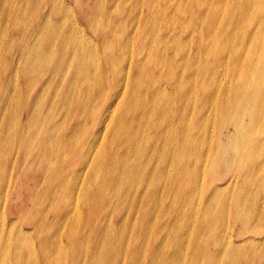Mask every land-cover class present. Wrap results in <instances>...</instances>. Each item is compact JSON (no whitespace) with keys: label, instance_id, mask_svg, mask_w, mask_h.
Returning <instances> with one entry per match:
<instances>
[{"label":"bare ground","instance_id":"6f19581e","mask_svg":"<svg viewBox=\"0 0 264 264\" xmlns=\"http://www.w3.org/2000/svg\"><path fill=\"white\" fill-rule=\"evenodd\" d=\"M216 1L99 0L94 18L91 10L84 14L80 0H18L0 36V112L25 103L24 118L17 111L10 117L24 125L21 149L35 156L8 160L0 176L8 170L17 180L25 170L39 178L52 173L45 188L33 186L48 194L36 199L34 216L41 223L51 210L61 217L44 236L41 223H34L41 251L38 256L21 240L15 253L20 264H86L87 250L91 264H143L148 252L149 264H168L161 258L166 250L175 263L172 228L162 227L163 239L151 242L152 211L164 207H157L161 192L174 193L168 213L160 214L184 224L180 235L191 233L197 263L264 264V0ZM225 71L233 83L224 96L215 81ZM213 106L221 108L218 128V117L209 116ZM7 123L0 119V137ZM229 147L246 160L240 184L223 175L235 163ZM205 158L215 167L201 191L195 172L203 171ZM240 185L237 193L245 195L234 197L235 210L226 212L227 191ZM191 186L197 199L189 196ZM251 191L257 199L249 203ZM6 192L10 183H1L0 209ZM223 217L234 227L221 231Z\"/></svg>","mask_w":264,"mask_h":264},{"label":"rangeland","instance_id":"374dc122","mask_svg":"<svg viewBox=\"0 0 264 264\" xmlns=\"http://www.w3.org/2000/svg\"><path fill=\"white\" fill-rule=\"evenodd\" d=\"M82 4H79L82 9L86 8L83 12L84 14H86L87 12H89L91 10V12H89V14L94 17L97 18V11L95 9L94 3L95 5L98 4L99 0H80ZM33 4V3H32ZM217 1L214 0L212 5H216ZM72 5V9H77L78 5L75 2H71ZM115 5L111 8L114 9ZM37 6L33 4V11H36ZM18 10V0H7L6 3L4 4V6L0 9V36H2L4 34V29H2L4 27V25L6 24V19L8 17V15L12 12ZM39 11V9H38ZM174 11V10H173ZM82 12V13H83ZM144 14L147 12V10L144 9ZM15 14H17V12L15 11ZM13 15L14 12L12 13V19H13ZM32 15L31 12L28 13V16ZM60 19L65 18V14L64 13H60L58 14ZM146 16H144L145 19ZM210 18V16H209ZM33 18L29 19V22H31ZM131 23V22H130ZM129 23V24H130ZM204 30V29H203ZM7 36H9V34H7ZM208 36V33H207ZM238 42L236 41L235 43H233L232 45L234 46H238ZM6 49H3L2 52H4ZM6 52V51H5ZM226 56H229V53L226 54ZM229 66L232 67L233 63H229ZM226 73L224 74L223 72L219 73V76L216 77V86L219 89V93L221 95L225 96V92L226 89L225 87L232 82L230 76L228 75L229 71H225ZM104 75L108 76L109 73L107 71L104 70ZM110 77V76H109ZM109 77H106L105 80L108 83H111V81L109 80ZM123 84V83H122ZM18 86L21 89L20 86V81H18ZM201 88V87H200ZM145 90V89H144ZM169 91H171L169 89ZM142 94V91H141ZM16 98L19 99V94H16ZM98 99V97H97ZM25 103L23 102H18L15 106H12L9 108V113H3L0 112V119L3 118V120L7 121V127L4 129L2 137H0V168L3 167L8 160L9 161H17L18 159H22V157H24V155H27L28 162H30L33 156H30L26 153L23 152V150L21 149V143H22V139L24 137V133L25 131L23 130L24 125L20 123L19 119H13L10 117V114L12 111L19 113L21 119L24 118L23 117V113H24V108ZM219 110H221V108L219 107H211V110H209V116L210 117H215L217 116V121L215 122V127L217 125L216 128L219 127V122H220V115L221 113L219 112ZM152 110L148 109L146 110L147 113H150ZM18 118V117H17ZM244 120H247L246 118ZM146 121V120H144ZM230 131L232 130V132H235L236 129L230 127ZM89 129H91V126H89ZM24 131V133H23ZM226 135V134H225ZM146 136V134H145ZM203 146H204V154L207 157L208 156V152L210 149V141L209 139H207L206 141L202 142ZM213 148H216V144H213ZM229 150V154L232 155V157L235 161V163H232L230 165V171L227 172V174H223L224 177L226 178V180H233V183H235L236 181L238 182V184L241 183V177H242V172H245V166L240 168V163H246L245 158L244 159H240L241 157V152L240 151H234L232 150V147L228 148ZM200 151V144L198 145V149L197 152H195L193 154V159L198 158V153ZM11 159H9L7 157V153H11ZM15 152H18L20 155H16ZM207 158H205L202 162V167H203V171L201 170V168L199 167L198 170L195 172V178L199 181V183L201 184L200 188L201 191L204 190V187H202V183L205 182V180L207 178H210L212 175V170L211 168L215 167L213 165V161L209 160L206 161ZM9 163V162H8ZM1 170V169H0ZM20 170V167L19 169ZM37 173H35L34 171L31 170H25L23 172V177H19V179H16V175L11 173L10 170H8V172L3 175L0 176V184H5V183H10V192H6L4 194H2V198H1V203H2V208L0 209V233H1V237H2V242L0 243V256L4 261V264H20L18 260H16V256L15 253L17 252L18 248L17 246L19 245V242L22 240V242L20 244L24 246H26V242L28 241L32 244L33 250L37 253V255L39 256V252L41 251V243H40V239L37 233V228H35L34 223L38 220L39 223L40 220L34 216V212H35V208L37 206V204L41 201L36 202L37 198L40 197H45L48 196V194H45L43 191L38 192L39 189H33V186H37V187H43L45 188L46 185H48L49 183V178L52 177V173L50 175H48L47 177H41L39 178V176H36ZM31 177L32 180H28V178ZM71 176H68L67 179H70ZM72 182V180H70L67 184H70ZM226 181H221L220 183H224ZM256 186H259L258 183L253 180V183ZM225 185V184H223ZM242 185L234 188H230L227 191L226 197H227V202H224L225 204V209L227 210L226 212H233V210H235V208L231 205L232 202H236L235 198H238L239 196H244V193H237L238 189L241 187ZM254 188V187H253ZM194 191L195 188L193 186L190 187V191H189V196L191 198L197 199L199 195H194ZM247 191L248 194L250 193L249 191V186L247 185ZM198 193H200V190H198ZM29 198V199H28ZM29 200V201H25V200ZM174 199V193L171 194L170 193H163L161 192V201L160 203L157 205V207L159 205H163V209H158L157 208L155 210L152 211V213L154 214V218H155V222H156V229L154 231L155 234H152V243H156L158 239H163L164 235H162L160 233L162 227L165 228H172V233H171V242L169 244H171L173 246V249L176 250L178 252V257L176 258V262L173 264H199L195 261V257H194V246H195V241H191L190 239V235L191 233H188L186 235H180L178 233V229H182L183 230V226L184 224H182L180 221H177L175 224L173 221H170L171 219L169 218L167 221V217L165 214L161 215L160 213L162 211H164L165 213H168V208L169 207V202L173 201ZM256 196L255 193L253 191H251V197L248 199L249 203L251 202H255L256 200ZM76 204L78 205V201L76 202ZM93 205V204H92ZM91 205V206H92ZM168 207H166V206ZM250 206V204H248ZM83 204H80L78 207V212L77 214L80 216L81 213V208H82ZM91 209V207L89 208ZM252 208L250 207V210ZM203 211V210H202ZM27 213L26 215L28 216L29 219H24L22 217V214ZM58 213H55L54 210H51L47 215H46V221L44 223H41V225L39 226V232L44 236L47 230L48 225L54 224L55 221H57L58 219H61L60 216H57ZM85 215V211L84 214L82 215L81 218H84ZM197 216H193L191 221L188 223V225L190 227H192L194 225V223L196 222ZM219 221V227L221 229V231L227 226H233L235 224H233V219L232 218H228V217H223L222 219H220ZM132 222L130 221V224ZM98 225H95L94 229H93V234L97 233L98 230ZM62 229H67L69 227L68 224H63ZM256 227L261 229L262 227L260 225L256 224ZM113 228V227H112ZM236 229V228H235ZM153 231V232H154ZM130 235V231L128 232V234L126 235V239L128 240ZM140 238L144 237V234L138 233ZM252 235V234H251ZM197 239H200V235L196 236ZM60 239L63 242L64 247H66L67 245V239L65 234H62L60 236ZM94 238L90 239V243L88 244L89 246H94L95 243H93ZM16 243V245L14 246V244ZM119 242L118 241H114L113 243V248H117L118 247ZM157 245V243H156ZM144 250H149L147 248H145ZM149 253V252H148ZM143 254L142 255V260H143V264H149V255L150 254ZM171 252L169 250H166L165 252L162 253L161 258H163V260L167 261L168 264H170V257H171ZM83 257L86 258V264H91L92 261V251L91 250H87L84 252ZM120 264V263H119ZM243 264H246V261H243Z\"/></svg>","mask_w":264,"mask_h":264}]
</instances>
